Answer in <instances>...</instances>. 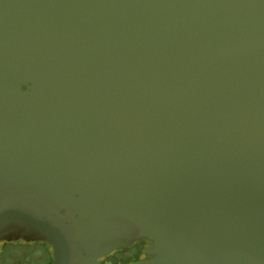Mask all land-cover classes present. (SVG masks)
I'll return each mask as SVG.
<instances>
[{
  "label": "water",
  "instance_id": "water-1",
  "mask_svg": "<svg viewBox=\"0 0 264 264\" xmlns=\"http://www.w3.org/2000/svg\"><path fill=\"white\" fill-rule=\"evenodd\" d=\"M143 239L264 264V0H0V244Z\"/></svg>",
  "mask_w": 264,
  "mask_h": 264
},
{
  "label": "rangeland",
  "instance_id": "rangeland-1",
  "mask_svg": "<svg viewBox=\"0 0 264 264\" xmlns=\"http://www.w3.org/2000/svg\"><path fill=\"white\" fill-rule=\"evenodd\" d=\"M23 242L24 241L1 243L0 264H52L54 261V251L49 243L41 241V243L27 242L28 244H25L26 242ZM23 246L27 247V252L22 251L18 253L17 251L19 247ZM140 248L141 246L138 244L114 250L109 255L103 257L104 260H102V262L103 264H129L136 262V260L142 255Z\"/></svg>",
  "mask_w": 264,
  "mask_h": 264
},
{
  "label": "flooded vegetation",
  "instance_id": "flooded-vegetation-1",
  "mask_svg": "<svg viewBox=\"0 0 264 264\" xmlns=\"http://www.w3.org/2000/svg\"><path fill=\"white\" fill-rule=\"evenodd\" d=\"M2 130H3V131L6 130V127H3ZM8 137H9V134H4V133H2V135H1V139H2V140H5V139L8 140ZM20 241H21V240H20ZM24 242H25V241H24ZM138 244L141 246L140 250H141V252H142V255L140 256V258H138V259L136 260V262H137V261H140L141 259H148V258H150L147 254H145V250H147V247L150 245V242H149L147 239H143V240L137 241V242L134 243V245H132V246H135V245H138ZM143 255H144L145 257H144ZM101 260H104V259L102 258ZM102 264H103V262H102Z\"/></svg>",
  "mask_w": 264,
  "mask_h": 264
},
{
  "label": "trees",
  "instance_id": "trees-1",
  "mask_svg": "<svg viewBox=\"0 0 264 264\" xmlns=\"http://www.w3.org/2000/svg\"><path fill=\"white\" fill-rule=\"evenodd\" d=\"M21 241H23V240H21ZM42 242H44V241H42ZM4 243H5V242H4ZM23 243H24V242H23ZM40 243H41V242H40ZM47 243H48V242H47ZM25 244H28V243L26 242ZM25 244H22V245H25ZM27 250H28L27 247L23 246V247H19V249H18L17 252H18V253H20V252H22V251H23V252H24V251L27 252ZM18 253H17V254H18ZM15 254H16V252H15ZM13 255H14V254H13Z\"/></svg>",
  "mask_w": 264,
  "mask_h": 264
}]
</instances>
